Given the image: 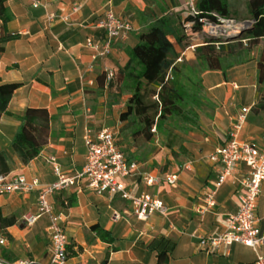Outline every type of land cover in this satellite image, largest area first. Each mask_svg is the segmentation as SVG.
Masks as SVG:
<instances>
[{
    "label": "crops",
    "instance_id": "obj_1",
    "mask_svg": "<svg viewBox=\"0 0 264 264\" xmlns=\"http://www.w3.org/2000/svg\"><path fill=\"white\" fill-rule=\"evenodd\" d=\"M200 1L195 0L197 7ZM248 1L229 0L230 16L236 14L240 21L252 19ZM35 2H39L37 7ZM6 6L11 16L6 31L19 37L0 50V84L19 83L20 87L8 104V113L0 116V174H24L43 184L52 183L57 177L46 157L55 155L62 171L72 175L85 164L86 129L96 134L108 128L127 160L137 163L136 169L121 177L126 189L135 195H156L168 207L165 215L154 213L139 219L132 203L120 194H97L83 180L56 193L51 200L55 210L64 214L73 253L67 264H156L165 245L159 244L161 239L173 245L167 264H256L257 251L243 244L214 251L200 246L202 237L225 230L227 217L239 206L232 177L218 190L214 208L199 213L197 207L215 187L218 176V166L209 155L227 142L242 108L251 110L240 138L254 139L264 149V111L253 110L264 99L258 82L262 45L241 60L231 57L223 67L201 69L204 103L192 116L184 115L178 126L161 124L157 129L154 124L148 138L145 118L136 121L135 113L121 117L133 90V81L124 80L133 66L127 50L138 42L140 32L160 18L169 16L176 24L183 21L185 0H6ZM109 10L128 18L134 29L128 37L115 40L108 58L95 61V50L85 42L92 38L103 44L106 31L100 21ZM169 38L179 58L182 56L177 62L196 60L191 44L182 50L174 36ZM105 67L115 75L102 83L98 76ZM29 107L48 111L50 135L39 155L25 163L12 143L22 124L20 116ZM246 171L245 165L236 169L238 174ZM145 173L162 178L174 174L178 180L149 185L143 179ZM38 194L39 190L0 195L3 216L16 219L7 227L10 237L6 244L0 245V254L7 260L46 264L50 259L48 216L33 225L25 222L37 209ZM257 213L263 227L264 184ZM93 225L107 232L111 240H103ZM258 251L264 255V245Z\"/></svg>",
    "mask_w": 264,
    "mask_h": 264
},
{
    "label": "built area",
    "instance_id": "obj_2",
    "mask_svg": "<svg viewBox=\"0 0 264 264\" xmlns=\"http://www.w3.org/2000/svg\"><path fill=\"white\" fill-rule=\"evenodd\" d=\"M39 2H35L37 7ZM187 14L193 19L183 20L184 32L190 40H196L200 44L208 37H219L223 39L238 35L243 29L252 25V20H237L234 17H224L213 13L214 19L209 17L196 18L200 12L195 0H185ZM76 9V8H75ZM199 23L201 29L196 30L195 25ZM100 25L106 31V39L102 45L94 43L92 38H87L85 44L95 50L93 55L95 61L108 58L113 50L116 39L128 37L134 27L128 18L117 16L109 10ZM229 28V34L224 32ZM219 46V42H214ZM192 48L195 45L191 44ZM182 60V56L178 59ZM94 64L90 66L93 68ZM104 72L108 80H111L114 70L105 67ZM250 107L242 108L236 121L230 130V137L225 144L215 148L210 153L209 159L218 166V176L215 187L205 194L203 203L197 207L199 213H205L216 205L218 190L232 177L237 186L239 206L234 213L227 217L225 230L218 235L202 237L200 246L203 249L214 251L221 246H232L243 244L257 251L256 264H264V255L259 253L258 248L264 245V226L261 227V218L258 216L259 197L264 184V149L254 139L240 138V132L248 120ZM155 128L152 129L154 131ZM86 156L83 168L72 175L64 173L60 162L55 155L46 157L51 164L57 179L52 183L43 184L39 178L29 179L24 174H0V195L13 193H31L39 190L37 197V209L34 213L25 217V222L33 225L42 216L49 218V235L51 244L50 259L46 264H67L71 252L69 240L63 225L64 214L57 212L51 197L58 192L85 181L89 190L97 194H120L122 198L132 203L135 214L139 219L146 220L150 215L159 213L165 215L168 212L164 200L150 193L132 194L126 189L121 177L127 176L131 170L137 168V163L129 162L116 142L113 131L103 128L96 134L87 128L85 135ZM240 165H245L247 171L242 174L236 173ZM144 181L153 185L161 180L175 184L178 176L166 175L164 178L149 173L143 175ZM7 238L0 237V245H4ZM0 264H30L28 260H7L0 254Z\"/></svg>",
    "mask_w": 264,
    "mask_h": 264
},
{
    "label": "trees",
    "instance_id": "obj_3",
    "mask_svg": "<svg viewBox=\"0 0 264 264\" xmlns=\"http://www.w3.org/2000/svg\"><path fill=\"white\" fill-rule=\"evenodd\" d=\"M248 8L253 17L249 20H252L253 23L232 37L239 38L238 41L223 42L226 39L219 37L206 39L195 48L196 61L202 70L216 69L223 67V63L229 58L241 60L253 48L262 45L258 59V82L260 86H263L264 92V0H249ZM198 10L200 14L196 18L205 16L214 19L213 13L228 17L230 16L229 0H201ZM185 18L193 19V16L188 15ZM10 19L6 0H0V32H2L0 33V50L4 49L3 45L6 42L19 37L17 33L6 31V25ZM195 29H201L199 23L195 25ZM171 35L175 37V42L182 50L191 44V40H188L184 32L183 21L176 24L171 17L167 16L160 18L146 30L140 32L138 42L127 50L130 56V64L132 63L133 66L126 72L124 80L125 82L128 79L133 81V90L127 110L121 114V117L125 118L132 113L143 115L144 121L148 125V131H151L154 120L148 114L151 106L143 99L142 89L145 85L155 84L160 87V90L155 93L157 96L155 114L158 115L159 120L173 114H179L183 109L182 104H185L183 95L180 94L175 82L166 79L168 72L174 75L181 73V63H177L179 53L175 43L169 38ZM214 42H219V46H216ZM106 78L104 71L98 76V80H102V83L105 82ZM18 87H20L19 83L0 84V116L8 113V104ZM253 110L264 111V99L258 106L253 107ZM20 119L22 124L12 143V148L23 162L28 163L39 155L48 141L50 116L45 108L29 107L20 116ZM15 222L14 217L3 216L0 209V237H10L7 227ZM92 228L98 232L103 240H111L107 232L97 225H93ZM159 244L165 245L158 252L156 264H167L173 245H170V240L165 239H161Z\"/></svg>",
    "mask_w": 264,
    "mask_h": 264
},
{
    "label": "rangeland",
    "instance_id": "obj_4",
    "mask_svg": "<svg viewBox=\"0 0 264 264\" xmlns=\"http://www.w3.org/2000/svg\"><path fill=\"white\" fill-rule=\"evenodd\" d=\"M231 17L238 18L235 14H232ZM239 19V18H238ZM237 19V20H238ZM212 37L206 38L207 40L211 39ZM189 39V38H188ZM239 38H228V40H224L223 42L233 43L238 41ZM197 42L196 40H191V44L195 45ZM192 46V45H190ZM196 48V45L195 47ZM195 53V52H194ZM178 64L181 63V73L174 75L168 72L166 79H169L171 82H175L176 87L178 88L180 94L183 95V100L185 104H182V108L179 114H173L171 116L166 117L163 120L158 119V115H156V103L157 96L155 95L156 91L160 90V87L155 84L145 85L142 89L143 99L144 101L151 106L149 110V115L154 120V124H157V129L160 128L162 125L168 126H178L180 122H184V115L192 116L199 108L202 103V97L204 96V92L200 87V64L194 61H187L185 63L177 62ZM180 72V71H179ZM134 119L136 121H143L144 116L142 115H134ZM151 138L152 132L148 131Z\"/></svg>",
    "mask_w": 264,
    "mask_h": 264
},
{
    "label": "water",
    "instance_id": "obj_5",
    "mask_svg": "<svg viewBox=\"0 0 264 264\" xmlns=\"http://www.w3.org/2000/svg\"><path fill=\"white\" fill-rule=\"evenodd\" d=\"M230 31H231V30H230L229 28H227V29L224 30V32H225L226 34H229Z\"/></svg>",
    "mask_w": 264,
    "mask_h": 264
}]
</instances>
